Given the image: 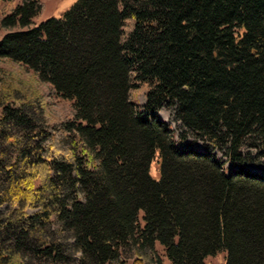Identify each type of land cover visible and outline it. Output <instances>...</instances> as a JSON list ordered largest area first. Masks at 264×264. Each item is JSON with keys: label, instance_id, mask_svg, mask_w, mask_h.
Masks as SVG:
<instances>
[{"label": "trees", "instance_id": "1", "mask_svg": "<svg viewBox=\"0 0 264 264\" xmlns=\"http://www.w3.org/2000/svg\"><path fill=\"white\" fill-rule=\"evenodd\" d=\"M45 11L0 0V264H264V0Z\"/></svg>", "mask_w": 264, "mask_h": 264}, {"label": "rangeland", "instance_id": "2", "mask_svg": "<svg viewBox=\"0 0 264 264\" xmlns=\"http://www.w3.org/2000/svg\"><path fill=\"white\" fill-rule=\"evenodd\" d=\"M18 2L20 0H17ZM46 5V11L43 16L39 17L36 22L39 24L41 22L47 21L49 19H61L64 14L77 2V0H43ZM6 32V30L0 29V37ZM0 67L6 71L16 72L20 77L27 81H34L32 72H29L25 69H21L17 64L11 63L9 61H0ZM36 83V82H35ZM47 90V89H46ZM47 93V92H46ZM130 98L136 105L143 106L145 104L144 93L140 90H132L130 92ZM51 103V113L55 118H59L63 115H67L70 111V104L64 100L56 99V97L48 98ZM158 115L167 121L169 124L176 128V124L173 122L174 109H163ZM201 145V144H200ZM251 169L254 172L264 173V161L261 165L251 166ZM155 176H159L156 170L153 172ZM142 216H140L141 218ZM142 219V218H141ZM157 250L159 251L164 264H171L167 257L165 256L164 249L158 245ZM205 264H226V254L221 251L215 256H210L205 260Z\"/></svg>", "mask_w": 264, "mask_h": 264}]
</instances>
